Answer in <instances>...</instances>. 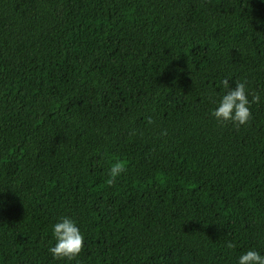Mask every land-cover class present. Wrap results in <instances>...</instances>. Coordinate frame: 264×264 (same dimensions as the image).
<instances>
[{"label": "trees", "instance_id": "obj_1", "mask_svg": "<svg viewBox=\"0 0 264 264\" xmlns=\"http://www.w3.org/2000/svg\"><path fill=\"white\" fill-rule=\"evenodd\" d=\"M224 79L260 95L244 125L211 115ZM65 215L86 237L71 261L48 252ZM249 247L264 254V0H0V264Z\"/></svg>", "mask_w": 264, "mask_h": 264}, {"label": "clouds", "instance_id": "obj_2", "mask_svg": "<svg viewBox=\"0 0 264 264\" xmlns=\"http://www.w3.org/2000/svg\"><path fill=\"white\" fill-rule=\"evenodd\" d=\"M220 83L224 91L215 102L216 106L212 109L211 115L218 122H231L237 126L246 124L252 114L251 105L259 102L260 95H253L246 87V81L237 80L234 86H230L228 79ZM124 172L125 165L121 160L110 161L107 167V183L112 184ZM51 234L54 243L49 245L48 252L51 253L53 259L71 261L78 257L85 247V234L72 216L65 215L57 218L51 225ZM225 247L232 249L234 244L228 241ZM236 264H264V254L255 247H249L238 255Z\"/></svg>", "mask_w": 264, "mask_h": 264}]
</instances>
